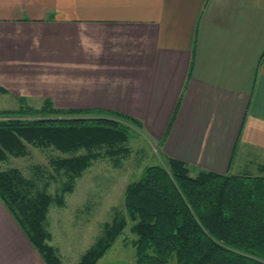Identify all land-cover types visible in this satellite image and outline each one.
<instances>
[{"label": "crops", "instance_id": "obj_1", "mask_svg": "<svg viewBox=\"0 0 264 264\" xmlns=\"http://www.w3.org/2000/svg\"><path fill=\"white\" fill-rule=\"evenodd\" d=\"M9 94L123 112L163 157L262 175L264 0H0ZM0 264H46L1 199Z\"/></svg>", "mask_w": 264, "mask_h": 264}, {"label": "trees", "instance_id": "obj_2", "mask_svg": "<svg viewBox=\"0 0 264 264\" xmlns=\"http://www.w3.org/2000/svg\"><path fill=\"white\" fill-rule=\"evenodd\" d=\"M143 122L102 109L61 108L47 98L41 107L0 110V162L29 153L28 144L53 147L67 180L61 192L37 189L19 168H0V199L46 264H62L50 243L47 214L64 206L76 178L95 160L121 161L132 152ZM123 157V158H122ZM126 186L119 211L77 264H97L130 224L137 264H264V174L218 173L163 157Z\"/></svg>", "mask_w": 264, "mask_h": 264}, {"label": "rangeland", "instance_id": "obj_3", "mask_svg": "<svg viewBox=\"0 0 264 264\" xmlns=\"http://www.w3.org/2000/svg\"><path fill=\"white\" fill-rule=\"evenodd\" d=\"M44 102L41 99L27 101L9 94L0 97V110L17 109L22 105L41 107ZM134 139L130 155L122 157L121 161L108 156L95 160L76 178L74 191L65 193L64 206L55 202L50 206L47 223L62 264L80 261L103 233L106 224L111 223L119 211L124 213L127 184L140 178L147 165L164 161L158 141L142 131H136ZM28 151L27 155L11 156L0 162V168H19L26 177L36 181L37 189L46 188L53 194L61 192L67 176L62 171L58 172L52 161L65 153L53 147L42 148L32 144H28ZM135 237L129 224L97 264H137L132 243ZM169 264H176V259H171Z\"/></svg>", "mask_w": 264, "mask_h": 264}]
</instances>
